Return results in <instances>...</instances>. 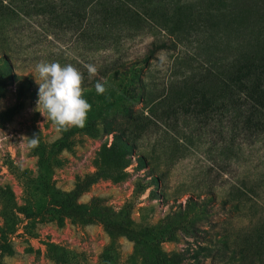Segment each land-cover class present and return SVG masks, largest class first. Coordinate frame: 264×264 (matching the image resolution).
I'll return each instance as SVG.
<instances>
[{"label":"rangeland","instance_id":"obj_1","mask_svg":"<svg viewBox=\"0 0 264 264\" xmlns=\"http://www.w3.org/2000/svg\"><path fill=\"white\" fill-rule=\"evenodd\" d=\"M143 1L141 10L149 13L157 4L169 8L166 0ZM235 2L262 15L242 35L224 33L226 44L241 41L247 49L258 34L264 38V0ZM96 3L0 0V264H56L50 245L100 264L111 239L97 212L125 206L139 227L178 215L176 239L161 248L167 254L185 253V264H194L196 252H201V264H226L228 255L242 247L264 257V133L244 124L249 106L243 107L240 98V110L185 112L161 106L151 114L145 103L131 101L148 72L144 58L158 36L154 16L105 28ZM231 54L224 49V57ZM40 62L72 64L83 73L82 87L91 85L83 92L91 104V131L57 130L46 112L36 110ZM173 62L166 54L149 62L160 95L173 82ZM87 64L96 66L95 76L89 77ZM132 64H138L136 72L129 69ZM114 67L122 69L114 73ZM97 82L106 88L102 95L96 92ZM128 109L151 123L130 154L127 179H101L69 212H59V197L96 172L95 160L112 144L116 126L129 128L122 114ZM138 126L130 128L137 132ZM33 134L39 135L35 148L28 145ZM117 248L118 264H142L133 258L134 242L119 238Z\"/></svg>","mask_w":264,"mask_h":264},{"label":"trees","instance_id":"obj_2","mask_svg":"<svg viewBox=\"0 0 264 264\" xmlns=\"http://www.w3.org/2000/svg\"><path fill=\"white\" fill-rule=\"evenodd\" d=\"M169 1L166 0L169 8L164 6L159 9L161 6L157 4L155 11L149 13L141 10L145 6L143 0H97L99 21L105 28L113 22L125 24L127 20L142 19L147 14L154 16L158 28V36L153 39L151 49L144 58L148 72L145 79L136 85L137 90L130 100L145 103V108L153 114L161 106L169 109L177 107L185 112L190 108L196 112L215 108L240 110V98H243L246 104L242 106H249L242 115L244 124L258 134L264 133L263 35L255 36L247 49H244L241 41L226 44L224 37L225 32L242 35L248 24L261 19V13L240 9L235 0ZM224 49L231 51V56L224 57ZM158 54L169 55L174 60L173 82L164 87L161 95L152 80V67L149 65L154 55ZM137 65L132 64L129 69L136 72L139 69ZM120 69L114 67V73ZM2 87L0 84V89ZM89 87L91 85H84L83 89ZM132 111L123 110L129 128L116 126V130L112 131V144L104 147L95 160L96 172L79 181L72 193L59 197V212H69L76 200L101 179H110L115 183L127 179L126 169L131 165L130 154L138 148L139 140L147 134L151 123L150 118L144 114L140 120L134 117ZM88 116L83 129L91 131L93 125ZM131 125H139V130L135 132L130 128ZM140 164L145 167L143 161ZM97 215L111 239L100 264H118L117 240L122 237L134 242L133 258L141 259L142 264H185L188 259L183 252L167 254L161 248L164 242L176 239L178 215L146 227L135 225L129 206L117 212L111 208H102ZM201 250L209 251L204 248ZM48 253L56 264H88L83 255L62 246L50 245ZM200 253L196 252L192 256L194 264H201ZM228 256L226 264H264L262 252L257 249L249 253L246 247H242Z\"/></svg>","mask_w":264,"mask_h":264},{"label":"clouds","instance_id":"obj_3","mask_svg":"<svg viewBox=\"0 0 264 264\" xmlns=\"http://www.w3.org/2000/svg\"><path fill=\"white\" fill-rule=\"evenodd\" d=\"M85 67L89 77L97 74L96 66L87 64ZM35 70L38 73L35 80L39 86L36 110L43 116L46 112L57 130L85 127L91 104L83 97V73L72 64L62 66L59 62H40ZM95 89L100 95L106 91L100 82L95 84ZM28 145L38 147L39 135L33 134L32 138H28Z\"/></svg>","mask_w":264,"mask_h":264}]
</instances>
